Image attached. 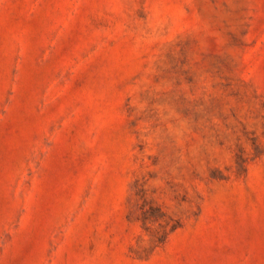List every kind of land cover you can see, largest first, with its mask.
Wrapping results in <instances>:
<instances>
[{
    "label": "rangeland",
    "instance_id": "rangeland-1",
    "mask_svg": "<svg viewBox=\"0 0 264 264\" xmlns=\"http://www.w3.org/2000/svg\"><path fill=\"white\" fill-rule=\"evenodd\" d=\"M0 264H264V0H0Z\"/></svg>",
    "mask_w": 264,
    "mask_h": 264
}]
</instances>
